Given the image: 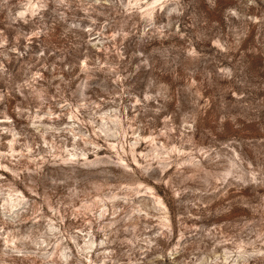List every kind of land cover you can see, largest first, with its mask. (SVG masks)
Here are the masks:
<instances>
[{"label":"rangeland","instance_id":"rangeland-1","mask_svg":"<svg viewBox=\"0 0 264 264\" xmlns=\"http://www.w3.org/2000/svg\"><path fill=\"white\" fill-rule=\"evenodd\" d=\"M0 264H264V0H0Z\"/></svg>","mask_w":264,"mask_h":264}]
</instances>
